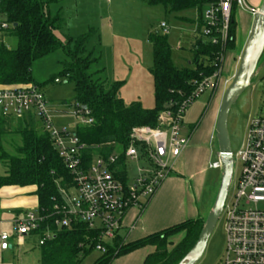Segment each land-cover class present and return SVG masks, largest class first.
<instances>
[{
	"label": "built area",
	"instance_id": "2783aa9c",
	"mask_svg": "<svg viewBox=\"0 0 264 264\" xmlns=\"http://www.w3.org/2000/svg\"><path fill=\"white\" fill-rule=\"evenodd\" d=\"M237 9L251 17L257 11L245 0H206L201 12L196 8L199 17L193 36L219 50L210 64L212 74L191 82L188 97L179 105L170 103L158 115L155 127L132 129L124 151L94 156L90 163L82 157L87 147L80 143L76 129L56 128L53 112L39 87H0V116L20 120L33 115L72 178L69 187L60 188L51 213L45 215L37 208L13 216L11 232L0 233V253L10 250L14 240L22 242L33 235L39 239L38 246H43L56 231L70 229L77 223L96 234L93 250L107 252L106 247L119 237L125 214L145 208L186 150L189 137L183 134L182 118L196 99L213 93L222 82L225 48L231 41V19ZM12 27L0 11V46H5L3 40ZM159 31L166 36L169 28L162 23ZM59 83L54 80V84ZM69 115L77 127L93 123L87 108L76 102ZM248 124L240 153H231L233 160L240 163L241 173L231 202L225 203L221 213L226 249L218 264H264V118L251 119ZM212 167L220 170L219 162Z\"/></svg>",
	"mask_w": 264,
	"mask_h": 264
},
{
	"label": "trees",
	"instance_id": "16d2710c",
	"mask_svg": "<svg viewBox=\"0 0 264 264\" xmlns=\"http://www.w3.org/2000/svg\"><path fill=\"white\" fill-rule=\"evenodd\" d=\"M60 0H0V11L13 26L10 32L18 40L13 50L0 46V87L29 86L33 84L31 65L43 57L63 50L70 63L63 70V76L74 86V99L90 112L93 123L89 127H76V135L87 149L82 157L88 163L94 156L106 157L114 152L124 151L128 137L135 127H155L158 115L170 103L179 105L189 93L191 82L212 74L211 62L219 51L197 41L193 46V58L186 68H176L171 62L168 39L157 33L150 34L149 43L153 52L150 69L154 82V108L146 110L139 102L126 106L117 92L120 83L107 84L95 78L90 65L91 55H84L88 36L68 40L63 44L55 32L60 26V15H51V6ZM150 6H160L170 13L198 9L206 0H141ZM229 30L231 41L225 50L234 51L236 22ZM73 51H70L73 48ZM12 142L8 143L7 139ZM10 150H9V149ZM0 161L5 170L0 177L1 187H34L38 208L47 215L51 213L62 188L71 185L72 178L58 159L49 136L33 117L15 120H0ZM61 188V189H60ZM204 219L189 220L169 227L167 230L122 243L119 238L108 245L107 252L93 264H112L118 258L145 247H155L143 264H180L191 251L203 227ZM184 233L182 241L167 252L168 239ZM96 234L85 225L77 223L72 228L56 231L51 240L39 246V264H81L83 258L93 252ZM93 242L90 247H87Z\"/></svg>",
	"mask_w": 264,
	"mask_h": 264
},
{
	"label": "rangeland",
	"instance_id": "374dc122",
	"mask_svg": "<svg viewBox=\"0 0 264 264\" xmlns=\"http://www.w3.org/2000/svg\"><path fill=\"white\" fill-rule=\"evenodd\" d=\"M255 1V2H254ZM259 2V7L256 4ZM250 8H260L262 0H245ZM62 25L55 35L66 44L69 39H78L88 36L84 45V55H91L94 61L90 65L91 73L95 78H106L107 84L120 83L117 97L122 98L124 104L129 106L139 102L146 109L154 108V82L150 69L153 64V52L149 43V35L157 33L161 36L159 26L165 23L170 31L167 35L168 45L171 51V62L176 68H186L191 62V48L194 45L193 32L195 30V9L170 13L160 6H150L140 0H61ZM58 6V5H57ZM52 12L56 5L51 6ZM54 16L56 13H53ZM236 22L235 41V69L224 79V86L209 95L199 97L190 105L183 116L185 132H193L197 127L205 129L210 119L211 109H206L208 102L218 111L224 90L230 85L232 77L239 67L240 56L247 39L250 36L253 17L249 13L237 9L232 16ZM113 27V34L109 27ZM82 35V36H81ZM6 48H16L18 40L11 34L4 38ZM74 47L70 49L73 51ZM228 51L224 59V69L230 67L232 56ZM70 59L63 50H58L43 59L35 61L31 65L33 85L43 92L48 102L49 109L55 117L56 128L66 127L74 131L77 123L69 113L75 103L74 86L63 76V70L67 68ZM264 63V52L258 62V68ZM54 80H60L54 84ZM227 120L228 136L232 155L240 153L245 142L248 122L255 118H264V66L254 76L250 86L241 94L239 99L231 107ZM65 111L64 113H55ZM12 124L15 120L10 119ZM202 129V130H203ZM187 134V133H186ZM7 142H12L11 138ZM9 149V148H8ZM10 150V149H9ZM212 157L211 163L217 161V142L210 146ZM218 163V162H217ZM142 164V163H140ZM132 176L135 175V166L130 165ZM5 164L0 161V176L4 173ZM217 170V169H216ZM233 175L227 194V202L235 193V184L241 173V165L233 160ZM218 171H208V185L220 175ZM169 177V176H168ZM211 188V185L209 186ZM218 190V189H217ZM208 191V190H207ZM206 192V195L207 196ZM216 189L209 197H203V212L205 220L208 217L206 211L212 208L215 202ZM224 218L221 216L217 222L206 250L197 264H218L222 261L225 253V232L223 230ZM0 231L10 233L8 225H2ZM184 235V233L182 234ZM36 235L25 237L22 242L14 240L12 252L0 255V264H39L40 250ZM171 241V242H170ZM182 241V240H181ZM181 241L178 238L168 239L167 252L172 251ZM103 255L93 250L82 259L81 264H93Z\"/></svg>",
	"mask_w": 264,
	"mask_h": 264
},
{
	"label": "crops",
	"instance_id": "0c3cea01",
	"mask_svg": "<svg viewBox=\"0 0 264 264\" xmlns=\"http://www.w3.org/2000/svg\"><path fill=\"white\" fill-rule=\"evenodd\" d=\"M141 1V0H140ZM142 2V1H141ZM255 2V1H254ZM61 0L56 5V9H50L51 15H60V26L62 25V7L60 5ZM143 3V2H142ZM259 7V2L256 1ZM258 10L259 8H254ZM196 10V9H195ZM251 17V15L249 14ZM199 17L197 13L196 19ZM195 19V20H196ZM59 26V27H60ZM161 26V25H160ZM159 26V28H160ZM59 27L57 29H59ZM168 27V26H167ZM110 31H113V27H109ZM169 28V27H168ZM170 31V28H169ZM169 33V32H168ZM113 34V32L111 33ZM161 34V32H160ZM82 36V35H81ZM193 36V35H192ZM163 37V36H162ZM167 37V35L165 36ZM194 38V45L198 41ZM58 39V38H57ZM70 40V39H69ZM193 45V46H194ZM191 61L193 58V47L191 48ZM232 56L230 67L225 71L223 67L222 81L226 79L235 69V56L234 52H230ZM191 63V62H190ZM188 63L187 66L190 64ZM224 64V63H223ZM103 80L106 81V78ZM223 82L220 83V89L224 86ZM107 83V81H106ZM219 87L217 90H219ZM216 90V91H217ZM210 97V94H209ZM118 98V97H117ZM122 101L123 99L120 98ZM124 103V101H123ZM206 109H211L210 119L208 120L205 129L199 125L193 132H185L182 118L183 134L189 137V144L186 150L181 154V157L176 161L172 168V173L166 178L164 183L160 186V189L155 195L148 201L145 208L140 211L138 209L129 210L123 217L122 227L119 231V239L122 243H132L139 239L151 236L161 231L167 230L169 227H173L182 222L189 220L204 219L203 212V197L210 196L214 189L219 188V182L221 178V170L213 169L212 165L218 162L211 163L210 159L213 156L210 150V146L215 141V120L218 111L208 102ZM210 111V110H209ZM55 112V113H60ZM33 116V115H30ZM28 118V117H26ZM0 120L4 119L0 116ZM16 120V119H15ZM203 129V130H202ZM187 133V134H186ZM217 155V153H216ZM218 157V155H217ZM218 171L220 176L213 179L208 185V171ZM3 175V174H2ZM1 177V176H0ZM211 185V188L209 187ZM208 190V191H207ZM207 193V196L206 195ZM36 190L34 187H1L0 189V217L2 225H8L11 232V219L17 214L24 213L26 211L36 210L38 208ZM212 208H208L206 214L210 212ZM208 215V214H207ZM6 231H0L3 233ZM8 233V232H7ZM184 235H176L170 239L178 238L179 241L183 239ZM171 242V241H170ZM14 249V241L12 248L7 252L0 253L7 254ZM155 251V247H145L139 249L136 252L124 255L112 262V264H143L144 260L151 256Z\"/></svg>",
	"mask_w": 264,
	"mask_h": 264
},
{
	"label": "water",
	"instance_id": "95a60500",
	"mask_svg": "<svg viewBox=\"0 0 264 264\" xmlns=\"http://www.w3.org/2000/svg\"><path fill=\"white\" fill-rule=\"evenodd\" d=\"M261 7L253 16L250 36L247 39L244 50L240 56L239 67L236 74L232 77L230 85L222 94L221 103L215 120V140L217 142V155L220 164L221 178L219 188L215 196V202L208 213L200 230L198 239L191 251L183 258L180 264H197L202 258L208 240L213 229L221 218V213L226 203L230 181L233 175V158L231 155V145L228 136L227 120L231 107L239 99L241 94L250 86L254 76L262 68H258V62L264 52V0ZM264 64V63H263Z\"/></svg>",
	"mask_w": 264,
	"mask_h": 264
}]
</instances>
